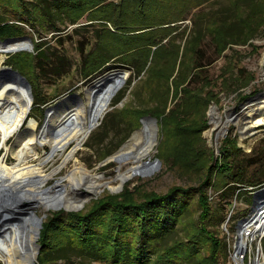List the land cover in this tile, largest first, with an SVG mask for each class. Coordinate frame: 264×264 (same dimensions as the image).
Listing matches in <instances>:
<instances>
[{
    "label": "rangeland",
    "instance_id": "374dc122",
    "mask_svg": "<svg viewBox=\"0 0 264 264\" xmlns=\"http://www.w3.org/2000/svg\"><path fill=\"white\" fill-rule=\"evenodd\" d=\"M82 1L85 10L80 14L78 24L67 27L59 19L58 25L64 30L61 33L51 32L50 22L25 25L23 37L31 38L32 50L0 52V57L6 56L0 68L6 66L18 70L32 87V110L18 133L27 128L31 119L37 121L40 132L46 124L47 109L51 107H57L53 113L59 117L82 109L85 103L89 115V95L101 80L113 73L126 72L125 85L75 155L65 162L76 145L73 143L47 165L45 171L48 174L58 169L47 188L55 187L58 180H64L68 185L78 166H84L99 177L102 184L120 186L116 178L122 163L115 155L143 128L146 117L156 120L157 145L151 159L159 160L161 166L151 175L134 177L117 192L104 186L102 192L92 195L80 210L39 209L43 228L36 264L45 249L44 244L47 247L72 242L66 238L67 230H71V226L77 228V225L68 219V214L86 213L94 200L120 196L126 190L135 193L137 188L139 192L158 194H167L173 188L183 191L211 188L208 191L215 209L226 206L227 202L233 205L226 207L223 220L216 229L227 244L224 225L231 210L234 209L230 222L233 230L252 212L253 206L248 200L255 190L264 187V183L256 188L245 187L232 191L223 199L224 190L241 186H234V182L226 178L227 171L218 168L227 160L226 141L233 140L238 144L246 154L242 159L247 154L255 159L264 152V105L260 103H264V99L260 100L264 98V0ZM14 6V1L0 0V14L15 20L18 14ZM230 28L233 32L228 38L224 33L229 34ZM57 35L61 38L55 39ZM88 40L91 46L82 50L81 42ZM43 41L48 43L46 48L60 49L73 65L71 74L56 83L51 78L37 83L32 60L37 43ZM197 49L204 52L200 61L204 67L200 71L193 69ZM84 51L91 54L88 56ZM140 69L142 73L137 75ZM130 80L127 94L116 103ZM36 87L45 101L40 107L35 104L33 91ZM169 92L168 108L164 109L165 93ZM18 133L10 138L9 146L16 145ZM1 138L0 133V142ZM39 151L41 158H31L30 163L45 158L50 145L40 146ZM3 152L1 150L0 157ZM14 162L15 158L11 157L8 164ZM259 167L258 173L264 177V166ZM128 168L129 165H124L123 172ZM88 187L83 180L77 190L86 191ZM221 188L224 190L218 192ZM200 213L196 198L191 201L177 232L165 235L168 246L179 240L183 248L181 253L177 252L180 258L176 262L165 261L164 264H207L211 256L208 247L201 253L192 254V258L188 257L193 249L191 240L200 231ZM47 223L50 232L43 235ZM58 228L62 232L56 230ZM66 247L61 253L63 264H110L98 253L77 252L71 245ZM158 256H151V260L158 259L159 262ZM227 260L228 255L225 264ZM0 264H4L3 261L0 260Z\"/></svg>",
    "mask_w": 264,
    "mask_h": 264
},
{
    "label": "trees",
    "instance_id": "16d2710c",
    "mask_svg": "<svg viewBox=\"0 0 264 264\" xmlns=\"http://www.w3.org/2000/svg\"><path fill=\"white\" fill-rule=\"evenodd\" d=\"M9 1L15 2L14 9H16L18 15L14 18L15 20H11L4 14H0L1 40L23 37L25 25L38 22L40 24L50 22L52 26L51 32L61 33L64 30L58 25L59 19H62L67 27L76 25L80 14L85 10L82 0ZM231 29L229 30L230 33L226 32L224 36L229 38L231 32H233ZM226 37L225 39L228 40ZM57 38L60 39L61 37L57 35L55 39ZM46 44H48L46 41L37 43L36 53L32 60L38 79L37 83L47 78H51L56 83L71 74L73 65L60 49L58 50L55 46H53L54 49L51 47L46 48ZM81 44L83 45L81 49L86 50L87 47L91 46V41H83ZM85 53L88 56L91 54L90 52ZM202 56H204L203 50L197 49L196 60L193 65L194 71H200L204 67L202 62H200ZM87 63L89 64L90 62ZM141 73L142 70L140 69L137 75ZM131 83L130 80L128 87L118 97L116 103L120 102L127 94ZM33 93L35 104L39 107L42 106L40 103L45 101L39 87L34 88ZM155 97L157 98V96ZM165 97L167 103L164 109H167L170 92L165 93ZM226 144L224 153L227 160L224 163L222 162L220 166L217 164V166L219 169L227 171L225 172L227 173V180L233 181L234 186L238 187L240 185L241 187L228 188L226 190L224 188L218 189V192L224 190L223 199L232 191L235 192L245 187L256 188L264 183L262 173H258L260 170L258 166H264V152L255 159L248 154L246 158L242 159V155L246 154L238 147L235 141H226ZM256 165V170L252 172V168ZM210 174L212 176V171ZM227 185L229 184L227 183ZM210 189L198 188L194 192L192 190L183 191L182 188H173L167 194H158L153 191L139 192L137 188L135 193L126 190L120 196H108L94 200L86 213L72 212L68 214V219L77 225V228L71 226V230H67L69 235H66V238L71 239L72 242L68 243L67 241L64 244L49 245L47 247L44 244L45 249L38 264L62 263L60 262V259L63 258L61 253L68 245H71L72 249L77 252L98 253L105 262L110 264H164L165 261L176 262L180 258L178 253H181L183 248L182 242L175 240L171 246H168L169 243L165 240L167 238H165V235L177 232L182 218L189 210L191 201L196 198L199 200L201 212L199 218L200 231L191 240L193 249L190 250L191 254L188 257L192 258V254L201 253L203 250H207L208 247L211 249V256L207 264H225L227 244L216 229L223 220L226 207H230L232 204L227 202L226 206L215 209L210 201L208 191ZM248 201L253 206V197H250ZM48 228L49 224H44L43 235L46 232H50ZM105 228L106 231L104 230ZM56 230L62 232L60 228ZM107 246H110L109 249ZM162 252L166 253V255L161 256ZM156 255H159V262H157L158 259L156 261L151 260V256L155 257ZM68 264L75 263L69 262Z\"/></svg>",
    "mask_w": 264,
    "mask_h": 264
},
{
    "label": "bare ground",
    "instance_id": "6f19581e",
    "mask_svg": "<svg viewBox=\"0 0 264 264\" xmlns=\"http://www.w3.org/2000/svg\"><path fill=\"white\" fill-rule=\"evenodd\" d=\"M0 50H31V43L28 40H23L16 45L4 46L0 44ZM5 59L6 56H1L0 64ZM107 78L110 79L109 83L117 94L125 85L128 73L117 72L110 74ZM110 95L111 90L104 95L100 104L109 103L108 105H110L115 97L114 95L110 98ZM262 99L264 98L260 100ZM97 101L90 93L89 115H87V107L83 103L82 109H74L59 117L55 116L53 112L48 114V121L40 132H38L37 121L31 119L27 128L18 133L28 121L32 110L33 96L20 84L8 85L0 91V133L2 137L0 152L4 150L3 156L0 157V190L18 195L17 199H19L17 201L15 199L18 205L13 210H16L17 213L22 212L18 214H21L23 218L18 223L10 225L0 238V260L4 264H35L37 261L41 230L38 224L43 220L38 214L39 209L47 211L80 210L92 195L102 192L104 186L112 192H117L128 181L139 176L141 170L147 169L155 163L151 158L157 145V127L152 120L145 119L143 128L135 133L130 142L115 155V159L122 163L116 178L120 181V186L111 187L110 183L102 184L99 177L84 166H78L72 173L68 185L64 180H58L55 187L47 188L48 182L58 174V169L49 174L46 173L47 165L60 152L76 143L65 162L70 160L98 125L102 116L98 120V109L101 105L95 110ZM260 103L264 105L263 102ZM16 133L19 134L16 145L9 146L10 138ZM45 144L50 145V151L46 153L45 158L38 163H32V161L30 163L31 158H41L39 147ZM17 146L19 149H16ZM11 157L15 158L12 165L8 164ZM124 165H129L126 172H123ZM83 180L89 184V187L86 188V191L77 190ZM71 192L75 195H72ZM9 206L11 208L12 204ZM23 213L27 214L22 215Z\"/></svg>",
    "mask_w": 264,
    "mask_h": 264
},
{
    "label": "water",
    "instance_id": "95a60500",
    "mask_svg": "<svg viewBox=\"0 0 264 264\" xmlns=\"http://www.w3.org/2000/svg\"><path fill=\"white\" fill-rule=\"evenodd\" d=\"M23 40H28L30 41V43H32L31 38L29 37H20V38H12V39H7L4 42L0 41V44L4 45V46H8V45H16L18 44L20 41ZM31 50H32V46H31ZM17 51H9V50H0V52H8V53H16ZM110 79L105 78L104 81L100 82L96 88L93 90L92 92V96L97 99V105L95 106V110L97 109V107L99 105H101V107L98 109V115L99 118L98 120L101 118V116L103 117L105 115V113L108 110V104L109 103H105V104H100L101 100L104 98V95H106V93L110 92L111 90V95L109 96L110 98H112L115 94L116 91H113L111 84L109 83ZM12 84H20L23 87H25L29 93L32 96V87L30 82L28 81V79L18 70L12 68V67H6L3 66L0 68V91L2 89H4L6 86L8 85H12ZM74 97V96H73ZM55 108H48L47 109V114H50L54 111ZM145 119H150L154 122V125H156V120L152 119V117H146ZM48 121V115H47V120L46 123ZM147 164H149V162H147ZM161 166V162L159 160H156L154 164L150 165L147 169H143L141 170L140 175L145 176V175H151L155 170H157L159 167ZM18 195H13L12 192H3L2 190H0V238L3 236L4 231H6L7 229H9L10 225L12 224H16L19 221L23 220V218L21 217V214L19 215L18 213H22V212H18L16 210H13L15 206L18 205L17 202H15L19 199H17ZM15 202V203H14ZM11 208L9 205H11ZM253 210H255V212H259L260 210L264 209V187L259 188L257 190H255V192L253 193ZM27 213H23L22 215H25ZM39 228L42 230L43 228V220H41V222H39L38 224ZM41 230L39 233V236L41 234ZM40 248V247H39ZM36 264V262H35Z\"/></svg>",
    "mask_w": 264,
    "mask_h": 264
},
{
    "label": "built area",
    "instance_id": "2783aa9c",
    "mask_svg": "<svg viewBox=\"0 0 264 264\" xmlns=\"http://www.w3.org/2000/svg\"><path fill=\"white\" fill-rule=\"evenodd\" d=\"M233 216L234 209L224 225L228 255L226 264H264V209L259 212L252 210L232 230L230 222Z\"/></svg>",
    "mask_w": 264,
    "mask_h": 264
}]
</instances>
